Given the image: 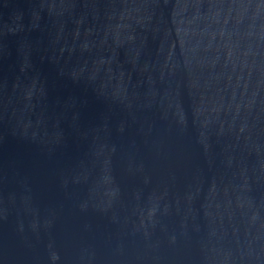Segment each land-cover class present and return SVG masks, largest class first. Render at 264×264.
Returning a JSON list of instances; mask_svg holds the SVG:
<instances>
[{"label": "water", "instance_id": "95a60500", "mask_svg": "<svg viewBox=\"0 0 264 264\" xmlns=\"http://www.w3.org/2000/svg\"><path fill=\"white\" fill-rule=\"evenodd\" d=\"M0 264H264V0H0Z\"/></svg>", "mask_w": 264, "mask_h": 264}]
</instances>
